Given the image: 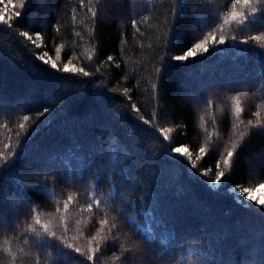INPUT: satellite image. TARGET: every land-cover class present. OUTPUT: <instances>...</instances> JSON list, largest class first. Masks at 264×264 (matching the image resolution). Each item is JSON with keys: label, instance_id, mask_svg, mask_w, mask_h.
<instances>
[{"label": "snow or ice", "instance_id": "obj_1", "mask_svg": "<svg viewBox=\"0 0 264 264\" xmlns=\"http://www.w3.org/2000/svg\"><path fill=\"white\" fill-rule=\"evenodd\" d=\"M34 3L0 0V32L19 41L20 51L30 54L33 69L42 74L39 81L21 74L9 91L8 77L0 72V113L6 120L10 113L17 114L14 135L19 146L12 147L8 137V144L0 147V234L4 237L0 264H97L100 256L112 249H118L113 253L118 264H264V199L253 195L264 188V153L257 160L248 154L254 130L255 134H264V0H204L203 4L200 0H169L165 19L155 17V25L141 15L147 11L144 0H131L123 23L130 22L136 33L142 32V25L158 32L153 41L155 55L147 66L140 65L141 74L137 76L135 67L123 74L125 81L137 77V89L143 73L155 80L149 81L146 89L154 101L148 116L134 100L133 88L121 86L116 79L122 60L112 55L100 59L97 45L79 51L84 28L88 43H92L100 21L113 15L106 0H68L66 11L54 23L39 13L28 17ZM39 8L56 11L48 0H39ZM78 13H83V18ZM65 16L69 17L67 21ZM186 19L192 31L182 46L180 26ZM37 23L40 29L31 31ZM50 24L57 33L62 27L65 31L71 27L76 37L69 44L62 41L55 46V59L43 50L45 29ZM69 45L72 55L65 62L61 57ZM232 52L235 55L226 68L227 83L220 85L233 91L231 129L212 156L221 133L216 123L215 95L209 89L218 85L214 79L204 80L202 68L197 66H204L213 55L223 57ZM14 60H20L23 66L24 57L0 44V63ZM84 60L89 69L83 66ZM74 61H80L81 66H75ZM171 73L178 77L177 89L204 113L199 127L205 137L198 153L189 151L187 143L178 138L182 129L187 136V124L176 123L168 115L166 83ZM243 80L248 81L242 85L245 90L237 91L234 82ZM250 88L256 91L249 92ZM257 93L255 110L248 114L243 100ZM25 110L31 115H21ZM125 117L132 120V132L122 136L114 124ZM55 120L62 121L71 143L55 150L46 145L29 150L35 137ZM94 125L99 131H92ZM4 127L8 129L7 122ZM246 155L250 166H259L261 179L255 186L233 183ZM69 157L75 159L78 168L69 170L65 164L66 160L70 164ZM209 157L213 161L210 166ZM171 165H175L177 178L181 173L187 175L180 190L185 197L183 203L194 209L191 219L178 220L175 203L166 206L162 198L160 189ZM58 175L71 181L73 187L89 177L91 184L84 189L86 203L79 204V192L69 193L66 199L56 201L53 212L44 213L36 194L55 196ZM49 180L53 187H49ZM101 184H107L106 191ZM225 191L246 211L243 220L233 223L195 211L206 212L209 200H220ZM73 204L79 211L75 227L70 228ZM25 208L27 211L21 214ZM129 210L125 223L135 231L125 230L120 223V215ZM156 212L160 215L153 219L168 233L165 243L157 233H146L137 222L139 214ZM93 221L99 226L94 234L85 235L84 230ZM189 236L203 243L185 247ZM226 237L237 243L226 244Z\"/></svg>", "mask_w": 264, "mask_h": 264}, {"label": "trees", "instance_id": "obj_2", "mask_svg": "<svg viewBox=\"0 0 264 264\" xmlns=\"http://www.w3.org/2000/svg\"><path fill=\"white\" fill-rule=\"evenodd\" d=\"M169 0H144V3L147 5V11L142 12L141 15L147 18L148 23L155 25V17H159L160 21L165 19L164 13L166 11V6ZM217 3H224L225 0H216ZM48 3L56 11L51 9H41L39 8V0H35L33 7L28 11L27 16L31 17L34 13H39L41 17H46L49 21L53 22L56 18L62 15L66 10L64 5L68 3V0H48ZM106 3L110 4L113 9V15L108 19L100 21V24L97 28V35L93 39L92 43H88L87 30L85 31V38L80 43L82 47L79 49L80 52H84L86 49L97 45L101 52L99 54L100 59H106L108 55L114 56L118 61H123L121 64V71L116 73V79H119L121 86H126L133 88V98L137 104L141 107V110L146 116H148L154 107V101L150 93L146 90L149 87L148 82L151 81L155 83L153 77L149 76L148 73H143V79L140 81V87L135 88L137 77L132 76L128 81L123 80V74L129 72L130 68H137V76L140 75V65L147 66L148 60L152 58L155 53L152 49L155 47L153 43L155 36L158 35V32H154L152 29H147L146 25H142L141 33H136L135 28L128 23H123L127 19V8L131 4V0H106ZM200 3L203 4L204 0H200ZM119 5H124V7H119ZM83 18V13H78ZM69 19L68 16H65V20ZM87 23V21H85ZM40 29L39 23L31 26V31H36ZM77 30H80V26H77ZM205 29H197V31H202ZM234 31L239 30L233 28ZM191 23L190 20L186 19L185 22L180 26V32L182 37V46L184 43H187V37L191 35ZM126 37V42H125ZM75 32L72 31V28L69 27L67 31L62 27L61 33H57L52 27L51 24L47 29H45V44L46 48L43 50L49 53V57L55 59V46L60 42H65L69 44L70 41L75 39ZM230 43V41H229ZM0 44H4L6 48L14 49L17 52L18 56L24 57V63L21 67L20 60H14L13 62L4 61L0 63V72L4 73L8 77V81L11 86H14L17 79L23 74L26 78L31 79L32 81H39L42 79V74L39 71H35L31 64L30 54L20 51L22 45H19V41L15 40L14 37L9 36L6 32H0ZM143 44V49L140 45ZM254 46V45H250ZM212 50L210 49V52ZM72 55L71 46H67L63 53L61 59L65 62ZM205 55H209L205 53ZM235 55L232 52L229 55L220 57V56H211L210 59L206 62L204 66H197L202 68L203 79L215 80L217 82V87L215 89H209V91L214 92L215 95V109H216V123L219 125V131L221 133L220 140L216 143L215 149L213 150L212 156L216 155V150L220 148V144L227 138L226 133L231 129L232 122V105L234 101L230 99L233 95L231 88L226 86H220L221 84H226L228 79V74L226 68L233 63L232 57ZM75 66H81L80 61H74ZM83 66L86 69H89V64L87 60L83 61ZM131 76V74H130ZM177 75L171 73L167 77L166 88L168 92V115L176 123L187 124V136L183 134L184 130H181L179 139L185 141L188 145L189 151L198 153L199 147L204 142L205 133L203 129L199 127L200 117L204 115L191 101L188 100L187 94L182 90L177 89ZM247 80H243L240 83H235L234 86L237 91H244L243 84H247ZM249 92H255L254 88L248 89ZM257 95H249L243 100V104L247 110V113L250 114L255 110V105L258 103ZM202 103V102H201ZM21 115H31L28 110H25ZM35 119V116H32ZM207 118V117H206ZM249 115H245V119H248ZM7 122L8 129H5L4 124ZM17 123V114L10 113L7 120L5 119L4 114L0 113V147L8 144V137H11L12 147H19L16 144V137L14 135L15 124ZM116 131L122 135L127 136L132 132V120L131 118L125 117L121 121H117L114 124ZM211 120L208 124L209 132L212 131ZM93 132L99 131L98 126L92 127ZM215 139V137H213ZM71 141L67 137L62 128V121L55 120L52 122L51 127L41 132L38 136L35 137L32 144L29 145V150H31L35 145H46L49 148L55 150L59 147H62L65 144H70ZM261 153H264V134H255L252 138V145L248 149V154L252 157L253 160L260 158ZM68 161H65L69 170L72 166L79 167L75 159L68 158ZM208 165L210 166L213 161L212 157L208 158ZM261 179V173L259 171V166L256 164H251L246 155L243 158L238 166L237 172L233 176V183H242L245 187L255 186L259 183ZM187 182L186 173H181L179 178L175 171V165L169 167L167 175L164 177V182L161 186L162 198L165 205L167 206L170 203H175V216L178 220L191 219L194 209L183 203L185 197L183 192L180 190L181 186ZM91 184V179L85 176V180L82 184H77L76 187L72 186V182L65 180L62 176H57L55 181V196L51 195H39L36 194L41 201V211L44 213H51L55 210L56 201L66 199L69 193L79 192V204L84 205L86 203V196L84 189L89 187ZM49 187H53V182L49 180ZM102 190H107V184L100 185ZM91 193L89 192V195ZM119 204L120 201L115 202ZM210 207L205 212L204 209L195 210L202 214H208L235 222L240 219L243 220L246 217V211L241 208V206L233 200L231 194L225 191L223 197L220 200H209ZM27 211V209H22L21 214ZM79 211L75 204L70 205V214H69V226L70 228L75 227L76 213ZM150 211V210H149ZM129 212L123 213L120 215V223L125 228V230L135 231V228H128V224L125 223V216L129 215ZM99 215V213H97ZM160 213L156 212L153 215H144L139 214L137 216V222L144 229L146 233L155 232L160 236L161 243H165V237L168 236V233L163 231L160 226L156 223V220L153 219V216L159 217ZM84 219H88L87 212L84 213ZM98 223L93 221L89 228L84 230L85 235L94 234L95 227H98ZM3 235L0 234V243H3ZM203 243L202 240L198 241L194 236H189L185 241V247H188L189 244L199 246ZM226 244L235 245L237 241L233 240L231 237H226ZM118 252V249H112L110 251H105L100 259L97 261V264H118L117 261L113 259V253ZM225 254L227 249L224 250Z\"/></svg>", "mask_w": 264, "mask_h": 264}, {"label": "rangeland", "instance_id": "obj_3", "mask_svg": "<svg viewBox=\"0 0 264 264\" xmlns=\"http://www.w3.org/2000/svg\"><path fill=\"white\" fill-rule=\"evenodd\" d=\"M254 196L264 199V188H258L256 192L253 193Z\"/></svg>", "mask_w": 264, "mask_h": 264}]
</instances>
